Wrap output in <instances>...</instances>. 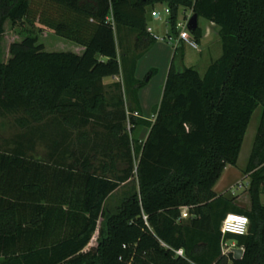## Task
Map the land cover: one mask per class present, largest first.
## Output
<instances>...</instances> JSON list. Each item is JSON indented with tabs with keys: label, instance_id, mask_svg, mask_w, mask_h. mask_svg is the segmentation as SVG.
Returning a JSON list of instances; mask_svg holds the SVG:
<instances>
[{
	"label": "trees",
	"instance_id": "trees-1",
	"mask_svg": "<svg viewBox=\"0 0 264 264\" xmlns=\"http://www.w3.org/2000/svg\"><path fill=\"white\" fill-rule=\"evenodd\" d=\"M157 4L169 10L170 36L181 9L213 22L222 53L200 75L174 45L148 120L134 73L155 41L146 11ZM22 21L39 27L19 31L4 59L5 24ZM42 29L76 49L45 50ZM191 34L198 40L200 28ZM257 107L246 208L213 187L236 165ZM0 117L16 130L0 137V264H264V0H0ZM228 212L248 217L246 234L222 235ZM224 241L242 256L223 252Z\"/></svg>",
	"mask_w": 264,
	"mask_h": 264
},
{
	"label": "rangeland",
	"instance_id": "rangeland-1",
	"mask_svg": "<svg viewBox=\"0 0 264 264\" xmlns=\"http://www.w3.org/2000/svg\"><path fill=\"white\" fill-rule=\"evenodd\" d=\"M163 5L157 4L156 10L162 12ZM180 11L181 16L183 15ZM187 13V12H186ZM179 16V18L181 17ZM148 23L150 25H155L151 17L147 16ZM198 25H202V20H198ZM156 24L155 26H157ZM39 27L38 23L29 24L27 21H22L18 23L15 27H12L9 22L5 24V33L2 41V49L4 53V59L7 58V50L9 45L14 41H19L21 35L19 31L24 34H34ZM156 31H153L152 34L166 36L164 40H155L151 46L143 52L136 61L135 66V78L140 81L141 86L137 90V99L140 107V115L145 119H152L154 109L158 105L164 82L166 79L167 71L170 65L174 41L168 39V34L163 33V28L157 26ZM39 42L44 45L45 50L57 51V50H75L76 44L61 37L54 35L52 32L47 30H41L39 32ZM135 37L129 39L128 45L133 46ZM212 42L210 48L204 43H200L198 48L201 50L202 54L200 55L197 50L190 48L188 45H184L183 54H186V58L189 64L198 67L201 74H204V70L209 62V56L211 60L219 58L222 53L221 43L217 36H212L210 39ZM184 56V55H183ZM206 71V70H205ZM117 79L120 80V76H117ZM261 108L257 107L250 118L248 123L237 163L235 166H226L221 173L218 181L214 185L215 191H218L219 194H223L229 198L235 199V203L242 207H249V196H248V185L249 179L246 174L243 173V168L246 165L248 156L251 151V147L254 141V136L256 129L259 123ZM0 137L4 140H9L10 137L16 132L12 121L2 120L0 117ZM146 128L141 127L136 133L138 134L140 140H143L146 136ZM36 153L40 156L45 154V148L43 144H39L36 148ZM132 182H129L125 185L120 186L116 191H114L105 202V209L109 212H113L115 208L120 204L125 193L129 191L132 187ZM263 193L261 194V201L264 203V186L262 188ZM188 216L186 209H181ZM100 221L98 225H100ZM98 237V231H95L92 235L88 245L85 249H89L92 246L96 245ZM224 248L225 245H224Z\"/></svg>",
	"mask_w": 264,
	"mask_h": 264
},
{
	"label": "built area",
	"instance_id": "built-area-1",
	"mask_svg": "<svg viewBox=\"0 0 264 264\" xmlns=\"http://www.w3.org/2000/svg\"><path fill=\"white\" fill-rule=\"evenodd\" d=\"M163 12H164V14L168 15V13H169L168 8L165 7ZM191 14H192V12H191V10H189V12L186 15L184 14L182 17H180L178 19V21L176 23V27L178 29V34L176 36H167V37H168V39L174 41L175 43H178V41H183L188 46H190L191 48L197 50L198 44L192 38L191 33L187 27L188 20H189ZM151 16L154 17L155 19H160V13L158 11L152 10ZM146 30L151 35H153L155 40H164L166 37V36L162 37L160 35L152 34L153 31L150 27H147ZM134 114L136 115V113H134ZM183 209H186V211H187V208H183ZM181 217L182 218L187 217L186 213H184L183 210H181ZM248 226H249V219L246 215L235 213V212H228V213H226L223 220L221 221L220 231H221L222 235H224L225 233L242 235V234L247 233ZM224 245L226 248H224ZM235 247H238V246L235 244L234 241L222 242L223 252H227V251L232 252V249ZM238 248L243 249L242 247H238ZM175 253L177 255L181 256L183 254V250L177 249V250H175Z\"/></svg>",
	"mask_w": 264,
	"mask_h": 264
},
{
	"label": "crops",
	"instance_id": "crops-1",
	"mask_svg": "<svg viewBox=\"0 0 264 264\" xmlns=\"http://www.w3.org/2000/svg\"><path fill=\"white\" fill-rule=\"evenodd\" d=\"M161 5H163L164 7H163V9H162V12H160V11H158L159 13H160V19H155L154 17H152L151 16V11L152 10H155V11H157L156 10V5L155 6H153L152 8H147V11H146V19H147V16H148V14H149V16L151 17V19H152V21H154V23H156V24H158L157 26H159V27H161V28H163V33H164V35L165 34H168V35H172L171 33H170V29H169V26H168V24H167V15L166 14H164V8L166 7V5L165 4H161ZM180 11H182L181 13L184 15H186L188 12H189V10H184V9H181ZM187 12V13H186ZM182 15V16H183ZM179 16H181V14L179 13ZM181 16V17H182ZM199 19H201L202 20V25L201 26H199L198 24V20ZM198 20H197V26L200 28V37H199V39L198 40H195L194 39V37H193V35L191 34V36H192V38L196 41V43L199 45L200 43H204V45L205 46H207L206 48H210V46L212 45L211 43L212 42H210V39L212 38V36H217L218 38H219V40H220V37H219V35H218V28H217V26L213 23V22H210V21H207V20H205V19H203V18H198ZM155 24V25H156ZM155 25H150L149 23H148V20H147V25H146V28L147 27H150L153 31H156V29L158 28L157 26H155ZM124 30V29H123ZM122 30V37L126 34V32H125V30L123 31ZM157 32V31H156ZM191 33V32H190ZM130 38L131 39H133V37L132 36H130ZM129 38V39H130ZM127 42V40H126V37L124 38V42ZM125 42V43H126ZM220 43H221V40H220ZM176 44H179V45H181L182 46V49L184 48V45H187L185 42H183V41H178V43H175L174 42V45H176ZM174 45L172 46V47H174ZM190 47V46H189ZM191 48V47H190ZM193 49V48H192ZM222 49V48H221ZM196 50V49H195ZM197 52H199V54L201 55L202 54V52H201V50L198 48L197 49ZM184 56H183V64L185 65V66H187V67H193V68H195L197 71H198V73L200 74V75H203V74H201L200 73V70H199V68L198 67H195L194 65H192V64H189V62H188V60H187V58H186V54H183ZM209 62H208V64H207V66H206V68H205V70L207 69V67L209 66V64L212 62V61H214V60H211V59H214V58H211V56H209ZM205 70H204V72H205ZM118 79H117V76H114V77H109V78H105L104 80H103V83L104 84H108V83H111L112 81H117ZM227 166H229V165H227ZM213 190L215 191V189H214V187H213ZM217 194H219V192L218 191H215Z\"/></svg>",
	"mask_w": 264,
	"mask_h": 264
},
{
	"label": "water",
	"instance_id": "water-1",
	"mask_svg": "<svg viewBox=\"0 0 264 264\" xmlns=\"http://www.w3.org/2000/svg\"><path fill=\"white\" fill-rule=\"evenodd\" d=\"M197 20H198L197 14L192 13L189 20H188V24H187V27H188L190 32H192L196 29ZM232 252H233L234 258L239 259L243 254V249L235 247L232 249Z\"/></svg>",
	"mask_w": 264,
	"mask_h": 264
}]
</instances>
